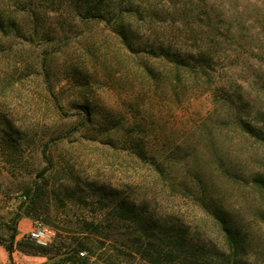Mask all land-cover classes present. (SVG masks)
<instances>
[{"label":"rangeland","instance_id":"rangeland-1","mask_svg":"<svg viewBox=\"0 0 264 264\" xmlns=\"http://www.w3.org/2000/svg\"><path fill=\"white\" fill-rule=\"evenodd\" d=\"M123 204L264 264V0H0V264H149Z\"/></svg>","mask_w":264,"mask_h":264},{"label":"trees","instance_id":"trees-1","mask_svg":"<svg viewBox=\"0 0 264 264\" xmlns=\"http://www.w3.org/2000/svg\"><path fill=\"white\" fill-rule=\"evenodd\" d=\"M159 56L161 55L159 54ZM162 57H165L169 61H172L179 66L189 68V65L185 64V61H183L179 56H175L174 54L172 56L169 53H164L162 54ZM245 130L250 135L255 136L248 126L245 127ZM29 193L31 194V191H29ZM40 195L41 194H39V190H36L31 196L29 202V211H27V214H31L33 211L35 212L36 209H38ZM123 205L124 206L117 209L116 214L120 219H126V221L133 222V224L137 223L136 225L138 226L139 230H137L136 234H134L133 242L135 251L138 256L147 261L149 264H237V258L240 256V254L237 253V250L239 249L238 238L236 234L228 228V223L224 218L216 215L218 220L224 226V230L230 244L231 250L228 254L219 253L213 248H208L206 245L190 243L186 237L181 235V232L170 238H166L163 234L160 236L156 232H149V228L142 225L141 218L135 214L133 208L128 207L125 204ZM86 227L89 229V231H92L93 234H99L101 232L99 230V225L95 224V222L88 223ZM138 231L142 232V234L147 233L151 235L155 238V240H147L143 242L140 236L137 237V234L139 233ZM49 246L44 247L38 245L30 236L25 238L19 244L21 249H28L35 254H47L53 251L51 248H49ZM87 247L88 246L86 244L79 243L77 248L68 251L66 254L72 255L71 257L74 259H80L79 255L82 253L81 251L88 249ZM13 248L14 246L12 245L10 248H8V251L12 252ZM55 254L61 255L59 253Z\"/></svg>","mask_w":264,"mask_h":264},{"label":"built area","instance_id":"built-area-1","mask_svg":"<svg viewBox=\"0 0 264 264\" xmlns=\"http://www.w3.org/2000/svg\"><path fill=\"white\" fill-rule=\"evenodd\" d=\"M29 236L35 240L38 245L44 247L49 246L52 243L54 237L50 230L41 226L32 229Z\"/></svg>","mask_w":264,"mask_h":264}]
</instances>
